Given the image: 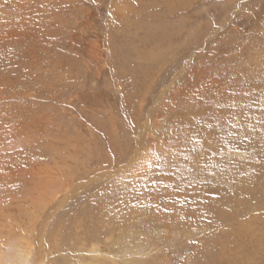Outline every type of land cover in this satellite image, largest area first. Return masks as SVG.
Listing matches in <instances>:
<instances>
[{"label":"rangeland","instance_id":"1","mask_svg":"<svg viewBox=\"0 0 264 264\" xmlns=\"http://www.w3.org/2000/svg\"><path fill=\"white\" fill-rule=\"evenodd\" d=\"M167 1L0 0L1 256L27 238L44 264H189L264 215V0ZM147 114V154L101 178ZM165 201L193 215L168 235L149 211ZM262 240L245 264H264Z\"/></svg>","mask_w":264,"mask_h":264},{"label":"bare ground","instance_id":"2","mask_svg":"<svg viewBox=\"0 0 264 264\" xmlns=\"http://www.w3.org/2000/svg\"><path fill=\"white\" fill-rule=\"evenodd\" d=\"M167 2H169V3H167V7H168L167 8V12H169V14L170 13H175V11H179L181 9L184 10L186 8L185 7V3L186 2H184V0H168ZM129 3H127V4H129ZM139 3L142 4V2H139ZM125 8H127V7H124V9ZM126 10L127 9H125V11ZM130 11H132V10H130ZM121 18H123V16ZM120 21H122V20H120ZM169 31H171V29ZM151 33H153V32H151ZM149 36L154 37L153 35H149ZM180 67L181 68L179 70V74L176 75V76H174L173 78H171V83H169V85L163 90V92L161 93L162 95L160 96V98H162L166 93H168V91H169L170 87L172 86V84L174 83V81L181 75L180 73H182L184 69H187V68H185L186 66H184V64L182 66H180ZM145 116H146V118H145L144 121H142V123L138 122L139 123V125H138L139 131H138V134L136 136L135 147H134L131 155L130 154L127 155V153H126L127 156L123 160L119 159L118 156L116 158L117 160L114 158V156L112 158H110V160L112 161V165L110 164L109 166H111V168H106V169H104V171L100 172V174H98V175H100L101 178H111L115 174L125 173L126 172V169H129L130 167L134 166L137 163L138 159L140 160L144 155L147 154L143 150V147H142L143 146V143H144V138L146 136L147 125L149 123V114H147ZM123 145H120L119 146V144L113 143V146L115 148V149H113V151H115L117 147H118L117 150L120 151V149H122V146ZM118 159L121 160V161L118 162ZM139 167H140L139 165L136 166V168H139ZM46 171H48V170H46ZM57 172H59V171L57 170ZM60 176H61V174H60ZM95 179H96V177H95ZM53 182H54V180H53ZM56 190H57V188H56ZM33 192H34V190H33ZM43 194L45 195V193H43ZM46 196H48V195L46 194ZM50 196H52V192H51V195ZM40 198H41V195H40ZM48 198H45L43 203H41L40 201L39 202L41 204H46L47 201H48ZM165 203H167V204H163L162 203V204H157L154 207L152 206V208L149 211H150V213L155 212V213H153V215L158 216L157 217L158 220H155V224H157L158 221H162V222H160V225L158 226V228L160 229L161 232H166L167 235H168L169 234V231H167L166 228H165L167 224L170 225V226L172 225V228L175 225L176 226V229H177L178 226H179V224H180L179 222L181 221L180 219H187L189 217H193V215L191 216L190 214H188L185 217H177V216H174V215H172L169 212V211H172L173 210V208H172V206H173L172 205V201H165ZM61 204H63V202H61ZM179 210L182 212V209L179 208ZM215 214H216V216L219 217V215L217 213H215ZM196 215H200L201 216V213L200 214H196ZM260 215H255L256 216L255 217L256 218L255 221H252L251 219H249V221L247 223L246 222L245 223H240L239 222L237 224H233L230 227V231H226V233L224 234V239H222V240L221 239L220 240H217L215 238L216 235H214V234L213 235L211 234V235H208L207 237H204V238L199 239L201 242L199 240L197 242H200V245H199L198 249L195 251V255L193 257H191V260L189 261V264H219L220 262L226 261V260H228V262L230 264H245V262H246L247 259H249V261H250L251 260L250 259L251 258L250 255L252 253L250 254V252H246L245 251L247 249L246 248V245H248V242H250L249 244H251L253 241L256 242L257 245H259L263 241L262 239L264 238V234H262V235L260 234V231L264 232V215H261V216ZM258 216H260V217H258ZM232 217L234 218L233 215H232ZM30 219H32V218H30ZM220 221L222 223L227 222V218L224 217L223 215H221ZM254 222H259L260 223V226L259 225H255ZM30 223H31V221H30ZM38 224H39V222H38ZM31 225H33V223L30 224L29 226H31ZM20 226H22V225H20ZM13 230H14V228H13ZM25 231H27V230H25ZM140 231H141L140 228H136V230L133 231V234H131V235H133V238H136V234L139 233ZM180 231L182 233L183 232H185V233H191L192 231H194V225H190V227L188 229L182 228ZM230 232H232L231 236L229 235ZM33 233H34V231L31 232V235ZM185 237H186V234H185ZM26 239L27 238L19 239L17 242L14 241L15 243H13L11 246L9 245L10 247L6 250V252L3 254V256L0 255L1 256V258H0V264H24L27 260H28V262L30 261L29 264H44L45 261H46V259H45L46 258V253H45L46 252V247H45V244H44L45 241H39L38 244L35 243V246L33 248L31 246V242L30 243L27 242ZM144 243H146V242H144ZM0 247H2V246H0ZM105 249L106 248H97L96 250H94V253H95V255H99V254H109V252L107 250H106V253H104L105 252ZM154 249L156 250V249H158V247L157 246L151 247V245L144 246L143 247V250L140 251V253H138V254H140L141 256L144 257L145 255L150 254ZM0 250H3V248H1ZM30 254H32V255L30 256ZM110 257H111V255H110ZM243 258H245V259H243ZM253 258L254 259L256 258L255 255H253ZM113 259L114 258H112L110 260H113ZM128 259H130V258H128ZM139 259L142 260L143 262L146 261V259L144 260L142 257L139 258ZM2 260H4V262H2ZM133 260H134V257H133ZM137 262L138 261H136L135 263H137ZM146 262H148V261H146Z\"/></svg>","mask_w":264,"mask_h":264}]
</instances>
